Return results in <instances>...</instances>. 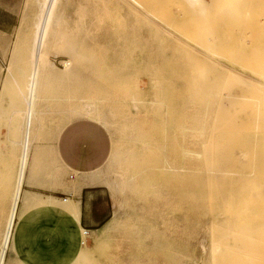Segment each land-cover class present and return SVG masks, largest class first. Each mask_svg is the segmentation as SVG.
<instances>
[{"label":"rangeland","instance_id":"1","mask_svg":"<svg viewBox=\"0 0 264 264\" xmlns=\"http://www.w3.org/2000/svg\"><path fill=\"white\" fill-rule=\"evenodd\" d=\"M238 1L142 0L149 20L119 0L61 2L49 49L56 69L46 72L31 142L83 112L100 115L111 152L98 176L116 204L121 264H264V0ZM39 4L0 0V129L14 155L0 244L26 81L3 87L1 68L12 44L13 58L28 60ZM94 250L74 264H97ZM5 264L20 263L9 255Z\"/></svg>","mask_w":264,"mask_h":264},{"label":"crops","instance_id":"2","mask_svg":"<svg viewBox=\"0 0 264 264\" xmlns=\"http://www.w3.org/2000/svg\"><path fill=\"white\" fill-rule=\"evenodd\" d=\"M17 47L12 44L9 49L1 82L25 81L29 53L25 54L28 60H15ZM6 51L5 46L3 54ZM0 130L2 221L9 205L14 155L6 154L12 151L5 140L7 128ZM110 152L111 136L106 126L84 116L68 121L57 135L45 134L43 139L32 141L6 261L10 255L20 264H74L86 245L95 249L97 264H121L122 235L116 204L98 176ZM104 240L108 247L99 252L96 246Z\"/></svg>","mask_w":264,"mask_h":264},{"label":"bare ground","instance_id":"3","mask_svg":"<svg viewBox=\"0 0 264 264\" xmlns=\"http://www.w3.org/2000/svg\"><path fill=\"white\" fill-rule=\"evenodd\" d=\"M39 1H40V4L38 6L39 10H38V13H36L37 17H36V20L33 24V29H32L31 44H30L31 48L29 51L30 68H29V73H28L27 79H25L26 81L24 83L25 92L20 85H17V88L19 89V92L21 94V95L20 94L19 95L21 96V99H22L23 108L20 107V108L14 110V114L16 113L17 116H23L24 115L23 116L24 117L23 136H22V140H21L23 146L21 145L22 151L20 153V156H18L19 157L18 158L19 164H18L17 175H16V179H15L16 181L14 184L15 186H14V190H13V194H12V203L10 206L7 221L5 223V227H4V231H3L2 239H1V244H0L1 245L0 246V250H1L0 264L5 263L6 249H9L11 247L16 208H17V204H18V201L20 198L21 191H22L25 172L27 171L26 169L29 165V154H30L29 148L32 145L31 144L32 143L31 142V135L33 133L34 136H36L35 134H36V131L39 127V120H40L39 117H41L40 116L41 110L39 107L40 102L42 100L41 89H42L43 83L45 81V76H47L46 72H47L48 68H50V69L54 68L52 63H50L49 49H50L51 44H52V42H51L52 35L54 34L56 29L58 28L59 11H60V6H61L62 0H39ZM119 1L121 3L124 2L127 5L128 10L130 9L128 11V15L130 14V12H132L133 14H134V12H136V13H140L147 20H149L151 17L154 18L153 16H151L150 12L147 10V8L149 6H146L147 8H145L144 4L142 3V0H119ZM185 1L190 5V8H191V7H195L196 5H197V7H198V5L199 6L202 5L203 0H185ZM207 4L208 3H206V5ZM206 5H205V7L203 5L201 7L207 9L208 6L206 8ZM150 7H152V6H150ZM203 8H201V9H203ZM195 9H194V11H195ZM203 10H202L203 13H207L206 10H204L205 12ZM195 12H198V10ZM199 12H201V10H199ZM229 13H231V12H229ZM212 55H214V54H212ZM70 67H71V60L64 63L65 72L66 71L68 72V70L70 71ZM55 69L56 68H54V71H55ZM52 71H53V69H52ZM253 73H256V72H254V70H253ZM258 75H259V77L264 79L263 73L259 72ZM240 80L243 81L242 79H240ZM5 82H6V80L2 84L3 87L5 86ZM256 82H260V81H256ZM244 83H246V82L244 81ZM260 83L264 84L263 82H260ZM3 87H2V89H3ZM3 92H4V90H3ZM1 99H3V97L0 96V100ZM231 102H232V100H231ZM82 114L84 115V117H89V118H93L92 116H94L95 120L100 121V119L98 118L100 115L98 113L92 114L89 111H86V112H83ZM68 121H70V120H68ZM68 121H66L65 123H62L61 125L57 126L55 129H53L52 134L57 135L59 133V131L62 129V127ZM100 122H102V121H100ZM102 123H104V122H102ZM15 143H17V142H15ZM85 248L88 249V246L85 245Z\"/></svg>","mask_w":264,"mask_h":264},{"label":"built area","instance_id":"4","mask_svg":"<svg viewBox=\"0 0 264 264\" xmlns=\"http://www.w3.org/2000/svg\"><path fill=\"white\" fill-rule=\"evenodd\" d=\"M12 232V231H11ZM7 251H8V249H6V253H5V257H6V255H7ZM0 253H1V250H0ZM5 264V263H4Z\"/></svg>","mask_w":264,"mask_h":264}]
</instances>
